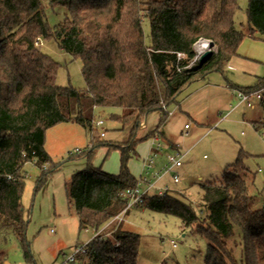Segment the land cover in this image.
Segmentation results:
<instances>
[{"label": "trees", "instance_id": "1", "mask_svg": "<svg viewBox=\"0 0 264 264\" xmlns=\"http://www.w3.org/2000/svg\"><path fill=\"white\" fill-rule=\"evenodd\" d=\"M43 1L49 8L68 10L54 28ZM238 8V0H0V255L2 244L14 236L25 259L32 260L22 203L24 165L32 161L42 168L37 191L55 168L45 167L50 161L47 130L72 122L91 133L97 107L120 109L109 117L127 130V139L117 144L92 141L88 161L97 146L118 148L120 169L111 174L88 163L71 175L67 199L70 205L77 201L79 230L97 231L116 215L128 214L125 191L140 180L128 169L143 139L140 122L159 112L158 130L184 89L211 72H224L245 37L234 18ZM245 12L249 36L255 38L254 31L264 34V0H247ZM143 17L150 22L149 44ZM49 38L81 60L85 88L56 83L58 62L38 45V39ZM200 39L214 44L202 62L195 51ZM263 85L264 78H259L253 86L236 87L248 91ZM252 125L264 129V119ZM248 156L240 149L220 179L200 185L202 215L167 190L161 195L146 192L134 206L174 215L182 230L206 239L204 264H264V206H253L247 182L251 175L244 164ZM139 242L137 232L121 226L110 237L97 232L80 246L72 264H137Z\"/></svg>", "mask_w": 264, "mask_h": 264}, {"label": "rangeland", "instance_id": "2", "mask_svg": "<svg viewBox=\"0 0 264 264\" xmlns=\"http://www.w3.org/2000/svg\"><path fill=\"white\" fill-rule=\"evenodd\" d=\"M238 3L234 18L236 26L245 33L239 48L248 58L246 67H225L223 73L211 72L203 80L194 81L178 96V103L187 98L182 107L178 108L177 103L167 108L172 113L158 130L155 128L160 113L147 115L139 124V135L143 139L137 142L135 153L128 160V169L134 176L138 178L143 175L154 181L155 187L149 193L156 192L157 187L166 188L191 203L199 215H202L200 185L220 179L225 166L236 160L240 149L250 155L244 159V164L251 175L247 182L255 198L253 206H264V129L255 130L250 121L257 112L264 119V106L252 99L254 107L243 102L230 109L237 99L232 89L234 86H230L231 90L226 87L228 82L249 86L257 81V77L264 78V34L254 31L255 38L248 36L247 0H238ZM42 5L51 28L61 22L68 12L64 6L49 8L47 1H43ZM142 29L144 41L149 44L148 17L142 18ZM38 45L43 53L58 62L55 76L58 85L85 88L82 63L78 57L74 58L61 49L55 38L40 39ZM186 109L193 113L200 124L187 116ZM119 112L117 107H97L94 117L102 119L104 123L100 126L93 124L91 133L82 125L72 122L59 123L47 130L45 149L50 161L46 166L55 168L37 191L35 185L42 168L32 161L24 165L26 175L22 203L28 214L26 238L32 260L25 259L19 240L10 236L1 246L0 264H69V256L94 234L99 232L110 237L120 226L140 235L137 264H204L207 240L189 233V230H182L180 219L174 215L132 206L127 215L109 220L97 231L93 228L79 230L75 208L77 201L74 199L72 205L69 204L67 184L71 175L88 163L111 174L119 172L118 148L97 146L90 161L86 155L91 142L97 139L113 144L123 143L127 139V130L122 128L119 121L109 117L111 113ZM184 123L190 126L188 133L184 132ZM101 131L104 132L103 136L99 135ZM157 131L162 135H157ZM157 143L160 145L158 151L151 152ZM76 149L80 152H75ZM175 153L179 154L182 165L168 169L167 156ZM153 154L152 167L145 172L144 159ZM258 168L261 170L258 171ZM174 172L178 174L179 182H173ZM171 240L176 242L175 247Z\"/></svg>", "mask_w": 264, "mask_h": 264}, {"label": "built area", "instance_id": "3", "mask_svg": "<svg viewBox=\"0 0 264 264\" xmlns=\"http://www.w3.org/2000/svg\"><path fill=\"white\" fill-rule=\"evenodd\" d=\"M40 41V39H38V42ZM208 48V47H207ZM196 50V49H195ZM204 51V50H203ZM201 52H198L196 50V58H198V56L200 55ZM264 92V85L261 86L260 88L258 89H254V90H248V91H244V90H239V89H234V94H235V98L237 99V103L234 104L232 107L234 108L235 106H237L238 104L240 103H243L245 102L248 106H251L252 105V99H260L262 97V93ZM163 107L166 109V107L163 105ZM169 114L171 113L170 110L167 111ZM104 122L102 119H94L93 120V124L95 126H100L102 125ZM93 125V126H94ZM190 126L188 123H185L184 124V129H189ZM100 136H103L104 135V132L101 131L99 133ZM262 138L264 139V134L262 135ZM160 147L159 143L156 144L155 146V149L158 150ZM75 152H80L79 149H76ZM153 155H148V157H146V159H144V162H143V167H144V170H146L145 172H147L151 167H152V164H153ZM167 162H168V169H173L174 167H179L181 166L182 164V161H181V158L179 156L178 153H175V154H169L167 156ZM46 167V165H45ZM259 171L261 169H258ZM139 183L134 187V188H130V189H127L125 191V194L126 196H128V203H127V208H130L136 204H139L141 201H142V195L144 193H149L150 190L152 189L153 187V184L150 183V181H146L147 177L146 176H143V175H140L139 176ZM172 180L173 182H178L179 181V176L176 172H174L172 174ZM158 190L154 193H157V194H163L167 189H163V188H159L157 187ZM123 216V212L119 215H116L113 219H121L120 216ZM95 235V234H94ZM171 244L173 247H175L177 244L174 240H171ZM80 249V246L77 247L75 249V251L69 256L68 260L69 261V264H72V262L74 261V257H75V253Z\"/></svg>", "mask_w": 264, "mask_h": 264}, {"label": "crops", "instance_id": "4", "mask_svg": "<svg viewBox=\"0 0 264 264\" xmlns=\"http://www.w3.org/2000/svg\"><path fill=\"white\" fill-rule=\"evenodd\" d=\"M249 36V35H248ZM247 57L244 55V53H243V51L240 49V48H238V50H237V55L236 56H234V57H232L230 60H229V62L227 63V65H226V69H230V68H239V67H242V68H245L246 67V62H247ZM238 66V67H237ZM259 78L260 77H257V81H255V83L254 84H252V85H249V86H238V87H250V86H253V85H255L258 81H259ZM263 78V77H262ZM230 80V79H229ZM232 82V81H231ZM230 84H232V83H230ZM233 85H235L232 89L234 90V89H239L238 87H236L237 86V84H234L233 83ZM230 86L231 85H229V84H227L226 83V87L228 88V89H230ZM231 90V89H230ZM239 90H241V89H239ZM185 100H187V98H183V99H181V101H180V103H178L176 106L178 107V108H181L182 107V105H183V103L185 102ZM263 100H264V92L262 93V97L260 98V99H256V101H257V103H260L262 106H264V102H263ZM253 103V102H252ZM239 105V104H238ZM255 106V103H253L251 106H249V107H254ZM236 107V106H235ZM234 107V108H235ZM233 107L231 106V108L230 109H232ZM171 112V111H170ZM172 113V112H171ZM170 113V114H171ZM185 113L187 114V116L188 117H190V118H192L196 123H199L198 121H197V119H195V117H194V115H193V113L192 112H190V110L189 109H186L185 110ZM261 118H263V116H261L258 112H257V115L254 117V118H252L250 121H251V124H252V121H255V120H258V119H261ZM185 124V123H184ZM200 124V123H199ZM185 131V133H188V129L186 130V129H184ZM157 135H162V133L160 132V131H157V133H156ZM171 148H174V147H171ZM177 148V147H176ZM154 152L155 153V151H158V150H156L155 149V147H152V149H151V152ZM179 151V150H178ZM47 153H48V151H47ZM182 165V164H181ZM258 169H260V168H258ZM259 171V170H258ZM140 176V175H139ZM146 181H150V179L147 177V179H146ZM179 181H180V178H179ZM178 181V182H179ZM150 183L151 184H153V187H155L154 186V181L152 182V181H150ZM154 193V192H153Z\"/></svg>", "mask_w": 264, "mask_h": 264}, {"label": "water", "instance_id": "5", "mask_svg": "<svg viewBox=\"0 0 264 264\" xmlns=\"http://www.w3.org/2000/svg\"><path fill=\"white\" fill-rule=\"evenodd\" d=\"M208 41H209L208 48L205 49L204 51H202L197 58V60L200 62L206 60L212 54V49H213L214 44L212 41H210V40H208Z\"/></svg>", "mask_w": 264, "mask_h": 264}, {"label": "bare ground", "instance_id": "6", "mask_svg": "<svg viewBox=\"0 0 264 264\" xmlns=\"http://www.w3.org/2000/svg\"><path fill=\"white\" fill-rule=\"evenodd\" d=\"M209 41L207 39H200L196 42V50L198 52H202L203 50L207 49Z\"/></svg>", "mask_w": 264, "mask_h": 264}]
</instances>
